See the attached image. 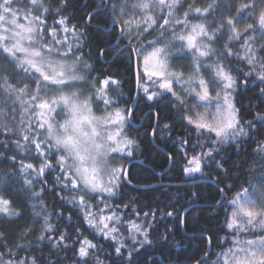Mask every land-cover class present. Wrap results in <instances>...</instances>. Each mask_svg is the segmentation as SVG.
Returning <instances> with one entry per match:
<instances>
[{"label":"snow or ice","instance_id":"6c2138e0","mask_svg":"<svg viewBox=\"0 0 264 264\" xmlns=\"http://www.w3.org/2000/svg\"><path fill=\"white\" fill-rule=\"evenodd\" d=\"M101 5L79 24L72 0H0V182L7 191L20 180L31 219L14 237L23 243L9 246L0 231V264H184L175 237L182 211L124 202L133 182L123 161L141 146L128 105L139 101L122 107L120 80L97 67L113 50L126 54L149 104L145 135L176 145L183 174L215 171L220 199L211 211L223 209L225 235L214 244L216 233L193 230L205 246L186 264H264V0ZM100 15L111 39L85 53L86 25ZM164 108L172 115L162 122ZM178 152L166 153L170 164ZM45 193L57 201L51 212ZM0 215L15 224L22 212L0 195ZM178 248L173 262L165 252Z\"/></svg>","mask_w":264,"mask_h":264},{"label":"trees","instance_id":"16d2710c","mask_svg":"<svg viewBox=\"0 0 264 264\" xmlns=\"http://www.w3.org/2000/svg\"><path fill=\"white\" fill-rule=\"evenodd\" d=\"M72 3L76 6V9H70L69 14H74L76 16L75 22L79 24L85 23L83 18L87 13L93 10L102 11L101 0H72ZM84 4H86V7L83 8V11L77 10ZM104 21L105 16L100 15L95 18L91 25H86L87 40L85 43L87 47L83 49L85 53L91 51L95 55L99 47L105 46V40L111 39L101 32V29L106 27ZM112 43L115 44L116 41L113 40ZM121 47L124 46L121 45ZM97 67L102 68L105 73L111 74L114 78L120 80L121 83L118 86L120 95L116 99L121 102L122 107L125 106L124 102L136 99L137 89L135 79L131 68L128 66L126 54L122 56L120 52L114 50L110 54L106 53ZM142 95V92L138 93L139 103L135 107V117L131 124V135L138 136L141 140L140 150L136 151L133 157L126 158L123 161L125 167L129 169L130 179L133 182L132 185L124 189V202L134 203L139 211H151L152 209L164 208L166 206L170 208L172 205H175L177 210L182 211L186 219V225L184 228H181L179 224H176L175 237L187 253L184 261V264H186L188 257L198 255V250L205 246L203 238H190L193 230L199 232L201 229H205L204 235L216 233L217 236L213 238L214 244L218 242L219 237L225 235V232L221 230L225 216L223 209L218 208L216 212L211 211L216 205V200L220 199L215 179L216 174L214 170L209 175L204 176L200 174L192 176L183 174V160L176 145L172 144L168 138L153 141L145 135L146 129L152 121L149 104L144 100H140V96ZM253 95V92L247 93L249 98L253 97ZM243 103L247 105L248 99H243ZM133 105L128 106L133 107ZM171 115V110L164 108L161 113L162 122ZM248 118L250 119L251 117L249 116ZM176 131L182 132L183 129L177 127ZM169 151L178 152L174 164L168 162L166 153ZM51 179L52 177H49V180ZM191 182L199 183L190 186H180ZM227 182L232 183L233 181L228 180ZM145 185H155L157 190L146 189ZM219 186L223 187L224 185ZM193 193L196 195H193ZM0 195L11 199L13 204L22 212V217L15 224H8L4 217L0 215V231H3L8 237L6 242L9 246L17 242L23 243L24 241H17L14 237H16L19 229L31 223L28 194L24 190V186L20 180L13 179L7 191H4V184L0 182ZM44 199L47 201L49 211L51 212L53 207L57 205L55 196L45 193ZM65 214L67 215V213ZM141 219L143 218L141 217ZM52 222L55 224V216H53ZM60 226L63 227L62 224ZM160 230L163 231L162 226ZM140 238L138 236V239ZM96 242L105 246L104 251L111 250L106 247L109 243L108 241L96 237ZM178 251H180L179 248L172 253H167L166 251L165 254L174 262ZM149 254L153 260L161 259L160 252L156 248H152ZM45 255H47V249H45ZM60 255L62 257L63 253ZM70 255L71 253H69ZM101 258H104L103 254ZM141 259H143V256ZM54 261L55 258H53V264Z\"/></svg>","mask_w":264,"mask_h":264},{"label":"water","instance_id":"95a60500","mask_svg":"<svg viewBox=\"0 0 264 264\" xmlns=\"http://www.w3.org/2000/svg\"><path fill=\"white\" fill-rule=\"evenodd\" d=\"M138 91H137V95H136V99L135 100H138ZM136 105L137 104H134L133 105V108L135 109V107H136ZM131 124H132V122H131ZM199 182H191V183H184V184H182V185H180V186H190V185H196V184H198Z\"/></svg>","mask_w":264,"mask_h":264},{"label":"rangeland","instance_id":"374dc122","mask_svg":"<svg viewBox=\"0 0 264 264\" xmlns=\"http://www.w3.org/2000/svg\"><path fill=\"white\" fill-rule=\"evenodd\" d=\"M138 238V237H137Z\"/></svg>","mask_w":264,"mask_h":264}]
</instances>
